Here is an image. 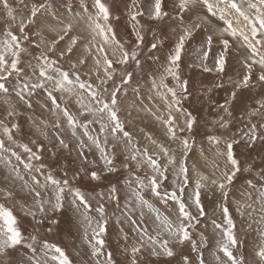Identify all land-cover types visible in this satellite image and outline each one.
<instances>
[{"label":"snow or ice","instance_id":"obj_1","mask_svg":"<svg viewBox=\"0 0 264 264\" xmlns=\"http://www.w3.org/2000/svg\"><path fill=\"white\" fill-rule=\"evenodd\" d=\"M17 5L29 9L27 21L20 19L16 25V31L11 28L0 33V94L10 97L12 94L16 99L32 107L31 97L36 90L46 93V107L53 115L60 114L66 122L71 135L76 138V149L78 157L84 163H88L85 152L92 151L94 147L100 154V160L104 168L88 171L91 180H100L101 174L116 171L115 167V149L116 144H112V153L110 154L103 145L110 143L109 136L113 141L117 138L124 142L127 148L131 143L132 134L125 129L124 123L119 117V93L123 90L120 86H114L111 90L106 85L109 80L114 81L115 64L129 65L130 62L136 68H142L140 59L141 46L144 43V36L140 29L142 25L138 17H147L149 21H159L165 17H178L180 21L185 20V13H192L195 17L187 24L181 23L177 32L174 47L164 57L162 61L163 72L159 74V82L156 79V73H153L152 81L149 85L150 91L155 90L154 96L148 99L159 98L164 105V115H157L151 108H145L153 115L165 128V137L167 141L177 143L179 146V155L177 149L160 144L148 136L151 144L159 148V152L150 153L147 147L140 148L132 146L128 149L129 154L125 156L122 166L129 170L130 178L126 180L128 195L124 197V209H120L121 190L115 184H110L107 191L96 193L93 204L78 187L71 185L67 179V172L60 179L55 178L51 171H45L48 167L43 161V152L45 146L37 144L36 141H30L36 145V150L29 146V143L15 144L14 130L20 131V125L12 122V118L17 115L15 108H8L0 118V154H8L6 164L11 166L15 176L20 180L24 177L20 175V167L26 171L28 180H24V186L28 187L29 181L31 187L28 188L32 195L34 206L40 214L37 219V211L29 209L25 215H31L37 225L44 223L49 219V223L56 224L58 221L48 217L49 212H58L64 208L65 201L79 213L83 218L84 237L88 240L91 248L90 255L95 257V264H101L100 256L105 257L106 264H115L111 252H103L105 241L100 239L101 234H106L111 217L107 214L108 204H112L114 210H120L122 217L127 221L129 230L134 234L136 243L131 247V264H141L140 257L147 250L151 256L164 255L167 257L180 256L178 264H207L201 250L207 245L208 237L203 230L199 231V241L195 239L198 226L203 223L204 229L209 224L213 229L214 235L221 237L217 244V253H222L223 259L219 254L215 255L219 264H246L242 255H234L233 249L239 246V239L236 234V223L231 214L230 204L235 203V211L243 220L245 213L251 219L253 213H257L259 219L254 222L264 225V171L259 176L252 174V166H244L241 160L243 152L238 153V149L243 148L251 150L257 142L264 146V99L257 101L249 112L245 109V115L235 117L234 109L229 107L230 100L226 99L224 104H218L217 108L221 110L217 113L219 119L213 121L216 128L215 132H207V152L202 146L199 149L197 157L194 150V140L183 135L184 133H193L194 126L198 121L191 111L183 107V101L188 99V81L182 80L180 67L182 56L185 52L186 41L193 36L197 30H207L206 26L217 16L222 26L217 27L216 35L219 37V44L222 45L221 51L213 57V65L217 72L224 71L225 54L230 44L236 42L243 53H246L243 59V68L245 74L242 79L236 82V88H248L251 82L253 70L259 67L258 80L264 82V0H129L126 5L129 12L130 22L132 24L135 41L132 46L126 47V42L118 39L115 30L109 23L111 12L109 7L102 0H93L92 7L96 10L91 12L84 0H80V11L64 0L65 18L61 19L59 13L55 10L49 14L54 20L62 24L57 38L51 42L47 52H41L40 55H33L35 64L29 62L25 67H21L22 54L27 52L23 42L33 43L26 29L29 25L37 24L40 17L49 12L52 5L47 0H34L31 5L26 4L25 0H14ZM169 4L171 9L169 10ZM0 6L3 7L8 18L15 21V9L9 0H0ZM204 14H200V10ZM175 13V17L171 16ZM67 14H71L70 17ZM119 19V17H117ZM84 22L88 25L91 32L94 33L92 39L97 36L102 38V44L97 45V55L94 63L96 65V76L100 80V87L90 82L81 80L77 65H84L86 60L79 57L71 63L70 70H64L58 67L60 60L69 56L75 51L78 41L82 38L73 35L74 23ZM52 30V29H50ZM36 35H40L37 32ZM68 38V43L60 49L57 58L53 59L48 52H56L60 41ZM36 48L40 44H34ZM213 35L206 36L203 44L196 49L200 53L199 59L205 72H211L213 69L207 66V60L212 52ZM111 49V52H109ZM158 49V42H153L149 46V52H155ZM91 53V50L89 49ZM242 53V55H243ZM118 54V55H117ZM111 57H116L112 59ZM155 61H160L159 56L149 57ZM103 65V74L101 78L99 69ZM31 69V75L26 71ZM147 75V73H145ZM35 77V80L32 77ZM171 77L175 81L173 86L166 82ZM133 72L125 68L120 76V85H130L133 81ZM217 88H224L223 83L216 84ZM161 89L165 90L161 92ZM139 92L140 89H134ZM57 93L61 95H57ZM85 94H87V104H85ZM231 99H235V91L231 92ZM8 99H5V104ZM63 103V106H62ZM75 108V114L71 110ZM245 117L247 119H245ZM238 119L244 127L233 132L232 121ZM8 121L5 123V121ZM98 125V128H93ZM56 130V142L60 149H69L70 144L61 134L64 125L58 119L53 125ZM222 130V131H221ZM78 131L80 135H77ZM95 133V134H93ZM103 139H101V135ZM86 138V139H85ZM10 144H15V148L22 149V152L16 151ZM190 153L192 155H190ZM56 156V152L51 153ZM16 163L12 164V158ZM0 160L4 156L0 155ZM192 161L189 164V161ZM37 161L39 163H33ZM202 161V164H201ZM95 164V161H92ZM201 165L204 168H210L211 175H206L200 171ZM143 170V174H141ZM81 172L85 169L81 168ZM244 173L248 175L244 179V188L242 195L246 201H233L230 199L232 193L237 190L235 181ZM193 175L195 179H193ZM43 177L41 181L40 177ZM77 177L74 176L73 179ZM170 181V183H169ZM189 186L192 191L189 192ZM219 193V222L216 218V208H213L209 215L201 200V190L206 187ZM94 191V190H93ZM51 192V196L49 195ZM0 194L5 199L16 195L8 187L0 189ZM146 197H154L156 202L164 205L166 214L161 213L156 204ZM47 206V207H46ZM23 207V205H22ZM144 208H147L152 215V225H148L145 218ZM137 209L139 213L137 216ZM114 214V213H113ZM0 255L6 253V249L15 248L22 244L24 237L20 230L18 218L13 211L0 204ZM117 224H121V218L117 217ZM93 235L88 238V228L92 227ZM147 225V226H146ZM251 227V224L248 225ZM51 231V228L48 229ZM124 240L127 242L128 233L120 228ZM260 243L254 250L257 258L255 264H264V227L257 228ZM33 243L27 245L32 250V256L29 264H72L66 252L56 244H50L44 240L41 244L42 255H38L41 248L34 246L36 236L30 237ZM95 240V243H91ZM176 246H180L179 253L176 252ZM187 247V251L184 248ZM127 253L128 249L125 248ZM49 253H52L49 257ZM192 253H196L193 257Z\"/></svg>","mask_w":264,"mask_h":264},{"label":"rangeland","instance_id":"obj_2","mask_svg":"<svg viewBox=\"0 0 264 264\" xmlns=\"http://www.w3.org/2000/svg\"><path fill=\"white\" fill-rule=\"evenodd\" d=\"M13 4L15 9L16 20L13 21L8 18L2 6H0V33L11 28L12 31H16V25L19 23L20 19L23 18L25 22L27 21L29 9L23 8L22 5H17L14 0H9ZM34 0H25L26 4L31 5ZM48 3L52 5L48 13H45L43 17H40L37 24L29 25L26 29V34H28L33 43L23 42L27 48V52L22 54L21 57V67H25L29 62L35 64L33 55H40L41 52H47L51 42L57 38V34L60 33L62 24L58 20H54L49 14L53 10L57 11L61 19L65 18V3L64 0H47ZM88 5L91 12L96 10L92 7L93 0H84ZM111 12V17L109 23L115 30L117 38L122 39L126 42V47H131L132 42L135 41L136 37L133 33L132 24L130 22L129 12L126 5L129 4V0H102ZM242 2V0H238ZM76 11H80L79 4L80 0H68ZM171 5L169 4V10ZM200 14H204V10H200ZM69 17L71 14H67ZM185 20L180 21L178 17H175V13H171V16L175 17L168 18L165 17L159 21H149L147 17H138L142 28L144 36V43L140 50V59L142 61V68H136L134 64L130 62L129 65L115 64V76L114 81L109 80L106 85L111 90L114 86H120L123 90L119 93L120 104H119V117L125 125V129L132 134L131 143L126 148L124 142L117 138L116 141L112 140L109 136L110 143L103 145L106 150L111 154L112 144H116L115 149V167L116 171L108 172L105 170L101 174L100 180H91L88 171L95 168L96 170L104 168L103 162L100 160L99 152L93 147L91 152L85 149L88 163H84L81 158L78 157L76 149V138L71 135V131L68 129L66 122L63 120L60 114L53 115L52 112L48 111L46 107H42L46 103V93L41 90H36L35 94L31 97L32 107L28 108L23 103L19 102L14 94L10 97H5L0 94V118H3V113L8 108H15L17 115L12 118V122L18 123L20 125V131L14 130L15 144L29 143V146L36 150V145L30 143V141H36L37 144H43L45 150L43 152V161L48 167L45 171H51L55 178L60 179L67 172V179L74 187L80 188V190L85 194V196L92 200L93 204L96 201L93 199L96 193L107 191L110 184L117 185L121 190V201L120 209H124V197L128 193V188L126 185V180L130 178V173L128 169L122 166V162L125 156L129 154L128 149L132 146H138L140 148L147 147L150 153L159 152V148L156 145L151 144L148 136L157 140L160 144H165V146H170L171 148L177 149L179 155V146L177 143H172L167 141L165 137V128L153 115H151L145 108H151L157 115L166 116L167 113L164 111V105L159 98L148 99L149 96L155 95V90L150 91L149 85L153 78V73H156L157 82H159V74L163 72L162 61L164 57L169 53V51L174 47L177 38V32L179 25L181 23L187 24L190 20L194 19L192 13H185ZM119 17V19H117ZM219 17L211 21L209 25L206 26V31L201 29L194 32L193 36L186 41L185 52L182 56V63L180 67V75L182 80L188 81V99L183 101V107L188 111H191L192 115L196 117L198 123L194 126L193 133H184L183 135L189 137L190 140H194V150L195 154L199 156V149L203 146L206 150V155L211 157V154L207 152V141L206 133L215 132L216 128L213 121L219 119L217 113H223L219 108L218 104H224L225 100H230L229 107L234 109L235 117L239 118L245 115V109L249 112L252 110L253 105L264 99V82L258 80V74L260 72L259 67H255L253 70L251 82L248 88H236L235 84L242 79L245 74V69L243 68V59L246 53H243V49L239 47L236 42H232L228 51L225 54V65L223 72H217L213 65V57L217 55L221 49L222 45L219 44V37L215 34L217 27L222 26V22H219ZM74 31L73 35H77L82 38L78 41L75 51L64 59L60 60L58 67H62L64 70H70L71 63L75 62L77 58L83 57L86 60L84 65H77L76 71L79 72L81 80L92 83L93 85L100 87V80L97 79L95 74L96 65L94 63L95 56L97 55V45L102 44V38L97 36L95 40L92 39L94 33L91 32L88 25L84 22H73ZM52 29V30H50ZM40 32V35H36ZM213 35V47L212 52L207 60V66L212 68L211 72H205L201 66V61L199 59L200 53L196 51L206 39L207 35ZM2 38V37H0ZM153 42H158V49L155 52H149V46ZM68 43V38L60 41L57 46L56 52H48V55L53 59L57 58V54L60 49L64 48ZM34 44H40L39 48H36ZM91 50V53L89 52ZM111 52V49H109ZM243 53V55H242ZM118 55V54H117ZM159 56L160 61H155L149 57ZM116 59V57H111ZM129 72H133L134 78L130 85H120V76L124 69ZM26 71L31 75V69L26 68ZM147 73V75L145 74ZM99 74L101 78H105L103 74V65L99 69ZM35 80V77H32ZM169 86H173L175 81L171 77L167 78L166 81ZM223 83L224 88H217L216 84ZM140 89L139 92H135L134 89ZM165 90L161 89V92ZM235 91V99H231V92ZM57 95H61L57 93ZM5 99H8V103L5 104ZM85 104H87V94H85ZM63 106V103H62ZM75 114V108L71 109ZM64 125L61 134L64 136L67 142L70 144L69 149H60L56 142V130L53 129L52 125L58 120ZM245 119H247L245 117ZM8 121L6 120L5 123ZM93 128H98V125H93ZM244 127L243 124L239 122L238 119L232 121L233 132L229 134H234L240 128ZM222 131V130H221ZM2 132V129H0ZM95 134V133H93ZM77 135H80L78 131ZM101 135V139H103ZM86 139V138H85ZM15 144H10L16 151L22 152V149L15 148ZM243 152L240 158L244 162V166H252L254 176H259L261 171H264V146L259 142L255 145L253 149L246 150L240 148L237 150ZM56 152V156L51 153ZM4 156V160H0V189L8 187L9 190L13 191L16 195L12 198L5 199L2 194H0V204H4L5 207L11 209L13 214L18 218V223L20 230L23 234L24 240L22 244L17 245L15 248L6 249V253L0 255V264H29V259L32 256L31 248H28L31 241V236H36V241L34 246L41 248V244L44 240H47L50 244H56L60 246L68 255L72 264H95V257L90 255L91 248L88 240L84 237V227L83 218L75 211L68 203L65 201L64 208L58 212H49L48 217L58 221L56 224L49 223V219H45L44 223L37 225L36 221L33 220L31 215H25L29 209L37 211L32 195L29 193L28 188L31 187V182L29 181L28 187L24 186V180H28V175L23 167H20V175L24 177V180H20L15 176V172L11 170V166L6 164L8 154H0ZM190 155H192L190 153ZM92 161L96 163L93 164ZM15 158H12V164H15ZM33 163H39L33 161ZM192 161H189L191 164ZM202 164V161H201ZM200 171L204 172L206 175H211L210 168H204L201 165ZM85 169L81 172L80 169ZM143 174V170L141 172ZM248 173H244L236 181V189L230 199L233 201H240L244 203L246 197L242 195L244 188V179ZM76 176V179L73 177ZM43 181V177H40ZM193 179L195 176L193 175ZM170 183V181H169ZM94 190V191H93ZM192 186H189L188 191L191 192ZM201 200L205 206L206 211L209 215L212 214L213 208H216V218L219 222V208L217 204L219 202V193L211 189V187H206L201 190ZM51 196V192H49ZM152 200L159 208L161 213L166 214L165 206L156 202L154 197H146ZM23 205V207H22ZM47 207V206H46ZM231 214L236 223V234L240 241L237 249H233L234 255H242L245 259L246 264H255L256 257L254 250L258 243H260V238L257 232V228H262L264 225L257 224L254 221L259 219L258 206L257 213H253L250 219L245 213V217L242 220L241 217L235 211L236 204L231 203ZM145 212V218L148 221V225H152L153 219H149L152 215L149 213L147 208L143 209ZM114 213V214H113ZM139 209H137V216ZM107 214L111 217L110 223L108 225V231L106 234H101L100 239L105 241V245L102 249L103 252H111L115 264H131V247L136 243L133 238L134 234L129 230L127 221L122 217L120 210H114L113 205L110 203L107 207ZM117 217L121 218L122 223L117 224L115 221ZM40 218V214L37 211V219ZM3 223V221H0ZM249 223L251 227H249ZM147 226V225H146ZM95 227L93 223L92 227L88 228V238L91 239L93 232L92 228ZM123 227L124 231L128 233L127 242L124 240L120 228ZM51 228V231L48 229ZM203 230L205 235L208 237L207 245L202 248L204 258L207 264H219L215 259V255L219 254L223 259L222 253H217V244L221 237L219 235H214L213 229L209 224L207 229H204V224L201 223L198 226L197 234L195 239L199 241V231ZM91 243H95V240H91ZM127 248L128 252L125 253L124 249ZM176 252L179 253L180 246H176ZM187 251V247L184 248ZM43 249L38 253L42 255ZM52 253H49V257ZM195 257L196 253H192ZM101 264H106L105 257L100 256ZM180 256L176 255L173 257H167L164 255L151 256L148 251L145 250L144 254L140 257L141 264H178ZM51 264H58V262H51Z\"/></svg>","mask_w":264,"mask_h":264}]
</instances>
